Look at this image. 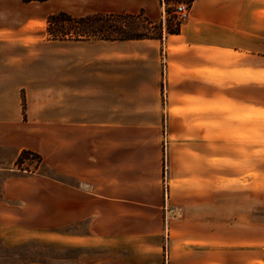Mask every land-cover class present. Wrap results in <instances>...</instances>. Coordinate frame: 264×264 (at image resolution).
<instances>
[{
    "label": "crops",
    "instance_id": "obj_1",
    "mask_svg": "<svg viewBox=\"0 0 264 264\" xmlns=\"http://www.w3.org/2000/svg\"><path fill=\"white\" fill-rule=\"evenodd\" d=\"M33 3L0 9V169L30 151L43 167L59 171L53 209L60 219L52 225L53 217L41 214L48 225L21 240L100 251L84 264H264V246L247 233L256 225L258 195H264L252 185L255 170L248 171L244 188L211 185L212 175H225L224 169L200 170L202 184L194 188L201 197L193 205V188L179 189L181 218L172 219L166 209L167 233L160 191L152 212L148 181H137L142 187L134 190L132 179L135 155L149 151L147 144H134L146 131L156 136V170L163 130L172 160L235 157L225 154L219 135L226 112L252 118L264 107V0H194L178 34L91 43L46 39V2ZM92 4L93 14L142 11L152 22L164 21L163 0ZM230 125L257 129L238 119ZM252 139L248 157L256 146ZM193 174L183 170L173 177L188 183ZM26 178V184L36 180ZM39 180L44 191L57 187ZM177 196L175 187L170 207ZM26 222L33 225L32 218ZM55 226L60 232L52 231ZM236 226L244 233H235Z\"/></svg>",
    "mask_w": 264,
    "mask_h": 264
},
{
    "label": "rangeland",
    "instance_id": "obj_2",
    "mask_svg": "<svg viewBox=\"0 0 264 264\" xmlns=\"http://www.w3.org/2000/svg\"><path fill=\"white\" fill-rule=\"evenodd\" d=\"M178 2H184L183 0H163L164 8V21L152 22L151 26H147L148 34H157L158 26L161 25L162 37L167 34L165 29L167 26L171 27L174 25V6ZM16 3H23L21 0H0V9L4 7L5 9H13ZM34 2V5H39ZM43 6L47 7L48 14L45 18V31L44 36L46 39L50 40L46 33L47 27V17L51 14L57 12H66L71 16L79 17L88 14H93V4L92 0H48ZM23 11V9L21 8ZM138 13V12H137ZM143 14V12H142ZM143 16H145L143 14ZM146 17V16H145ZM180 24V23H179ZM156 26V29L154 28ZM161 37V39H162ZM57 41V40H54ZM63 41H84L83 43H91V39L82 40H63ZM165 101V98H162ZM162 100V101H163ZM163 101V103H164ZM259 105V104H258ZM240 120L242 122L251 123L256 126L257 129H235L230 125L234 120ZM230 127V128H229ZM222 135H219L224 143L225 154L229 156L235 155V157H222L223 159L218 160L217 157H209L206 161H201V157H192L193 162H185V157H176L172 160V157H166L164 152V145L166 142V131L163 130V157H161V169L156 170V157L151 152V146L156 145V136L151 134L149 131H144L143 135L140 134L134 144H147L149 146V151H138L135 155V160L133 161V181L134 190L140 189L137 186V181H148L149 188V201L153 209L152 212H156V188L160 191L162 196V205L164 212V231L167 224H165L167 216L165 215L166 209L168 208L169 217L172 219L181 218V207L179 201L184 198L183 195H179V189L184 187V185H189L192 187V197L193 205H195V199L200 198V193H197V186L202 184L201 178L199 177V171L202 169H208L209 173L213 171L225 170V175L213 174L210 178L211 185H224L226 187L244 188L248 185L249 173L248 171L255 170L256 174H251L253 179L252 185L256 186L258 192H264V107H258L256 117L249 118L241 117L238 118L237 115L229 114L226 112V128L224 129ZM144 137L143 140L141 138ZM251 137V138H250ZM252 137H256V146H251L250 153L251 156L248 157V145L249 141L254 142ZM142 141V142H141ZM213 148L210 146V149ZM39 155L32 152V154H26L23 156L21 163L17 164L16 161L6 168L0 169V264H33V263H44V264H84L86 257H91L92 255L100 254L98 250L92 249H61L60 247L54 245L43 244L40 242L21 240L24 239L29 230L42 229L48 225L41 214L44 216H52V225H57L59 223L60 215L59 210H54L56 201L59 200V182L61 181L60 172L56 169L50 167H43L41 164V158ZM40 157V156H39ZM250 157H255L256 161L251 160ZM234 158V159H233ZM188 159V157H187ZM155 167V168H154ZM193 170V173H198V176L193 174L192 178L189 177L188 183L184 181L183 177L175 178L173 177V172L180 176L183 170ZM155 170V173H154ZM173 170V171H172ZM148 174L147 178H141L138 173ZM211 175V174H210ZM224 176V177H222ZM28 177H34L36 180L34 182L23 183L21 180ZM45 177V178H44ZM26 178V179H27ZM39 178L45 179L50 185H57L55 188H46L44 184L40 183ZM10 183L7 189L8 194L4 196L2 189L3 185ZM138 187V188H136ZM178 187L177 203L173 204L172 200L169 198V192L171 189ZM196 187V188H194ZM29 189L32 194L27 196L23 194ZM44 189H47L44 191ZM195 191V192H194ZM181 192V191H180ZM199 192V191H198ZM264 195H258L257 204V218L256 225L250 227L248 232L254 233L257 236V247L260 248L264 246L262 241L264 235ZM173 200H175L173 195ZM43 206V210L41 209ZM151 212V215L153 213ZM176 212V213H175ZM195 216V213H194ZM14 217H21L16 218ZM32 218L33 225L30 226L26 221ZM235 233H244L240 230L238 226L235 227ZM241 228V227H240ZM50 230V229H49ZM53 232H60L59 226H55L52 229ZM20 240L16 242L15 240ZM263 250V249H262ZM264 251V250H263ZM153 261V260H151Z\"/></svg>",
    "mask_w": 264,
    "mask_h": 264
},
{
    "label": "trees",
    "instance_id": "obj_3",
    "mask_svg": "<svg viewBox=\"0 0 264 264\" xmlns=\"http://www.w3.org/2000/svg\"><path fill=\"white\" fill-rule=\"evenodd\" d=\"M23 3L46 2L48 0H21ZM189 6L194 0H183ZM174 25L167 26V34H178L180 24L174 16ZM46 33L50 40H104V41H126L161 39L162 28L158 26V33L148 34L147 26H151V21L143 16L142 11L138 13H109V14H89L85 16H71L66 12H57L47 17ZM156 29V26H154ZM32 154L30 151H22L16 160L21 163L24 155ZM38 158H40L38 156Z\"/></svg>",
    "mask_w": 264,
    "mask_h": 264
},
{
    "label": "built area",
    "instance_id": "obj_4",
    "mask_svg": "<svg viewBox=\"0 0 264 264\" xmlns=\"http://www.w3.org/2000/svg\"><path fill=\"white\" fill-rule=\"evenodd\" d=\"M189 8L190 6L186 2H178L174 6L173 14L178 23L185 22L189 17Z\"/></svg>",
    "mask_w": 264,
    "mask_h": 264
}]
</instances>
